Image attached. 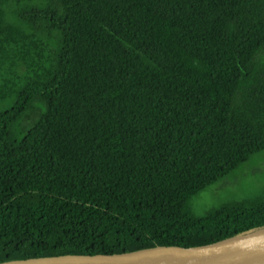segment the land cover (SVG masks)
<instances>
[{
	"label": "trees",
	"instance_id": "16d2710c",
	"mask_svg": "<svg viewBox=\"0 0 264 264\" xmlns=\"http://www.w3.org/2000/svg\"><path fill=\"white\" fill-rule=\"evenodd\" d=\"M262 152L264 0H0V263L264 227V184L195 205Z\"/></svg>",
	"mask_w": 264,
	"mask_h": 264
},
{
	"label": "water",
	"instance_id": "95a60500",
	"mask_svg": "<svg viewBox=\"0 0 264 264\" xmlns=\"http://www.w3.org/2000/svg\"><path fill=\"white\" fill-rule=\"evenodd\" d=\"M264 264V227L199 246L162 245L115 254H66L0 264Z\"/></svg>",
	"mask_w": 264,
	"mask_h": 264
},
{
	"label": "rangeland",
	"instance_id": "374dc122",
	"mask_svg": "<svg viewBox=\"0 0 264 264\" xmlns=\"http://www.w3.org/2000/svg\"><path fill=\"white\" fill-rule=\"evenodd\" d=\"M103 126H106V129H104L105 137L109 135L112 137L114 128L109 120L107 124H100L97 128L82 133L58 127H54L52 132L49 133H51V139L58 151L74 155L81 152V147L84 144L86 145L93 141H95L94 143L100 142V133H102L101 128ZM110 139L108 138L105 142ZM241 167L236 173L202 192L195 200L196 208L198 210L206 209L229 196L250 192L264 184V152L255 155Z\"/></svg>",
	"mask_w": 264,
	"mask_h": 264
},
{
	"label": "bare ground",
	"instance_id": "6f19581e",
	"mask_svg": "<svg viewBox=\"0 0 264 264\" xmlns=\"http://www.w3.org/2000/svg\"><path fill=\"white\" fill-rule=\"evenodd\" d=\"M226 264V263H225Z\"/></svg>",
	"mask_w": 264,
	"mask_h": 264
}]
</instances>
